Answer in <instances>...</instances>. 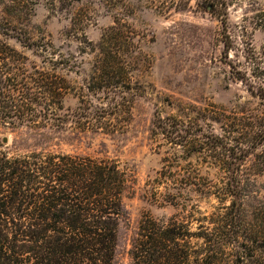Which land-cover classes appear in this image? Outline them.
I'll use <instances>...</instances> for the list:
<instances>
[{"label": "trees", "instance_id": "trees-1", "mask_svg": "<svg viewBox=\"0 0 264 264\" xmlns=\"http://www.w3.org/2000/svg\"><path fill=\"white\" fill-rule=\"evenodd\" d=\"M144 1L169 15L186 11L193 0ZM109 2L117 12L113 25L91 49V68L77 86L69 75L78 63L51 39H35L26 28L29 0H0V131L30 129L46 143L20 153L0 142V264H115L119 230L128 219L124 199L131 174L115 159L47 145L54 140L52 132L70 128L126 133L133 104L143 93L133 77L137 47L125 19L133 7L126 0ZM196 5L226 30L228 0ZM69 96L78 101L74 110L65 106ZM257 97L264 101V91ZM153 125L172 148L218 154L224 170L220 185H207L202 192L224 207L209 218L192 214L191 221L144 217L132 264H264V115L250 119L242 130L245 141L236 148L221 145L219 138L209 147L202 137L187 135L175 118L156 117ZM17 145L15 140L13 148ZM159 176L163 201L181 210L188 207L184 192L203 187L195 176Z\"/></svg>", "mask_w": 264, "mask_h": 264}, {"label": "rangeland", "instance_id": "rangeland-1", "mask_svg": "<svg viewBox=\"0 0 264 264\" xmlns=\"http://www.w3.org/2000/svg\"><path fill=\"white\" fill-rule=\"evenodd\" d=\"M197 1L186 11L163 15L144 0H126L133 11L125 19L137 47L133 77L143 90L126 133L70 128L52 132L54 140L47 144L59 152L115 159L131 174L124 199L128 219L119 230L115 264H132V245L144 217L191 221L192 214L209 218L224 207L202 192L207 185H220L224 170L218 154L172 148L165 136L155 134L156 117L177 119L187 135L202 137L209 147L219 138L221 145L236 148L245 141L242 130L250 119L264 115V101L257 97L264 91V0H228L225 31ZM110 5L109 0H29L24 23L35 39L45 35L78 63L69 79L81 86L93 61L91 49L113 25L117 12ZM11 44L20 49L18 43ZM77 105L74 96L66 99L67 108ZM4 137L11 141L9 149L20 153L46 144L30 129L0 131V142ZM161 173L195 176L203 187L184 192L188 207L181 210L163 201ZM197 226L192 224V231Z\"/></svg>", "mask_w": 264, "mask_h": 264}, {"label": "water", "instance_id": "water-1", "mask_svg": "<svg viewBox=\"0 0 264 264\" xmlns=\"http://www.w3.org/2000/svg\"><path fill=\"white\" fill-rule=\"evenodd\" d=\"M11 141L8 137H4L2 139V144L5 146V147H8L10 145Z\"/></svg>", "mask_w": 264, "mask_h": 264}]
</instances>
